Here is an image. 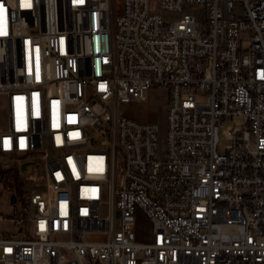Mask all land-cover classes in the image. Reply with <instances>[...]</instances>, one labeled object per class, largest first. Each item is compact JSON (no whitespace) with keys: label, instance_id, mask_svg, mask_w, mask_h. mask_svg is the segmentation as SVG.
I'll return each instance as SVG.
<instances>
[{"label":"built area","instance_id":"obj_1","mask_svg":"<svg viewBox=\"0 0 264 264\" xmlns=\"http://www.w3.org/2000/svg\"><path fill=\"white\" fill-rule=\"evenodd\" d=\"M0 95V264H264V0H0Z\"/></svg>","mask_w":264,"mask_h":264},{"label":"rangeland","instance_id":"obj_2","mask_svg":"<svg viewBox=\"0 0 264 264\" xmlns=\"http://www.w3.org/2000/svg\"><path fill=\"white\" fill-rule=\"evenodd\" d=\"M119 4L120 0H116ZM169 100V94L165 87L155 86L148 91L146 100L140 102H131L123 104L122 111L130 117L141 121L156 122L160 128V134L163 133L166 122V104ZM5 100L0 95V127L6 124ZM241 116L226 117L219 125V149L223 150L227 143L223 131L227 126L235 129L243 127ZM24 175L20 173L18 162L11 156L0 153V211L10 212L13 208L9 202L11 194L22 195L27 182ZM139 236L142 239H148L151 232V222L143 215L138 217Z\"/></svg>","mask_w":264,"mask_h":264},{"label":"water","instance_id":"obj_3","mask_svg":"<svg viewBox=\"0 0 264 264\" xmlns=\"http://www.w3.org/2000/svg\"><path fill=\"white\" fill-rule=\"evenodd\" d=\"M26 163H22L21 167L22 169H25Z\"/></svg>","mask_w":264,"mask_h":264}]
</instances>
